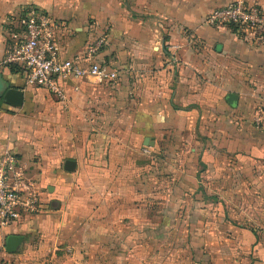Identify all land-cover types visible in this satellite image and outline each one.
Listing matches in <instances>:
<instances>
[{
	"label": "crops",
	"instance_id": "1",
	"mask_svg": "<svg viewBox=\"0 0 264 264\" xmlns=\"http://www.w3.org/2000/svg\"><path fill=\"white\" fill-rule=\"evenodd\" d=\"M231 1L0 0V80L23 92L0 98V160L17 153L42 200L0 227V264H264V35L208 23ZM27 4L59 22L62 59L116 78L65 79L66 100L28 84L3 63Z\"/></svg>",
	"mask_w": 264,
	"mask_h": 264
},
{
	"label": "built area",
	"instance_id": "2",
	"mask_svg": "<svg viewBox=\"0 0 264 264\" xmlns=\"http://www.w3.org/2000/svg\"><path fill=\"white\" fill-rule=\"evenodd\" d=\"M217 27L233 26L245 34L264 35V8L257 3L235 0L215 9L207 18ZM15 27V41L6 50L3 63L20 66L28 84L47 88L61 100H66L62 81L86 75L116 78L105 65L91 63L81 66L78 61L62 59L56 38L59 22L34 4L24 5L10 17ZM99 44V45H98ZM100 46L102 41H98ZM96 50L90 49L88 56ZM263 109L255 113L254 123L260 127ZM42 211L40 186L17 153L6 150L0 160V227L15 224L23 216Z\"/></svg>",
	"mask_w": 264,
	"mask_h": 264
},
{
	"label": "water",
	"instance_id": "3",
	"mask_svg": "<svg viewBox=\"0 0 264 264\" xmlns=\"http://www.w3.org/2000/svg\"><path fill=\"white\" fill-rule=\"evenodd\" d=\"M2 97L4 102L11 103L16 106H20L23 102V92L21 89L11 87L7 82L0 80V98ZM237 99L235 93L228 95V101L232 102ZM70 162V161H68ZM24 236L22 235H9L6 240L5 249L9 253H16L19 251Z\"/></svg>",
	"mask_w": 264,
	"mask_h": 264
},
{
	"label": "rangeland",
	"instance_id": "4",
	"mask_svg": "<svg viewBox=\"0 0 264 264\" xmlns=\"http://www.w3.org/2000/svg\"><path fill=\"white\" fill-rule=\"evenodd\" d=\"M63 251L56 252V255L53 252H47V254L37 251L36 254L27 258L26 256H18L15 259H12L11 264H68L67 259L62 254ZM7 262V263H9Z\"/></svg>",
	"mask_w": 264,
	"mask_h": 264
},
{
	"label": "trees",
	"instance_id": "5",
	"mask_svg": "<svg viewBox=\"0 0 264 264\" xmlns=\"http://www.w3.org/2000/svg\"><path fill=\"white\" fill-rule=\"evenodd\" d=\"M234 1H235V0L231 1L230 3L234 2ZM250 3H253V2L251 1ZM228 4H229V3H228ZM228 4H225V5H228ZM223 6H224V5H223ZM223 6H221V7H223ZM219 8H220V7H219ZM216 9H217V8H216ZM214 10H215V9H214ZM214 10H213V11H214ZM213 11H212V12H213ZM209 15H210V13L208 14V16H209Z\"/></svg>",
	"mask_w": 264,
	"mask_h": 264
}]
</instances>
